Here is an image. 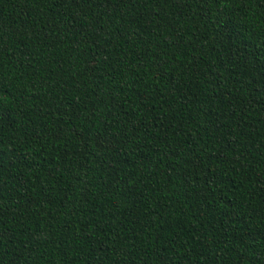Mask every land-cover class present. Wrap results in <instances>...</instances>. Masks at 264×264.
<instances>
[{"label": "trees", "instance_id": "obj_1", "mask_svg": "<svg viewBox=\"0 0 264 264\" xmlns=\"http://www.w3.org/2000/svg\"><path fill=\"white\" fill-rule=\"evenodd\" d=\"M0 264H264V0H0Z\"/></svg>", "mask_w": 264, "mask_h": 264}]
</instances>
